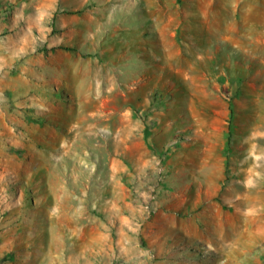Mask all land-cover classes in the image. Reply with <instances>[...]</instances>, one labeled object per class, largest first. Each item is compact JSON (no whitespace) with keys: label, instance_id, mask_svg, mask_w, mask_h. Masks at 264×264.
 <instances>
[{"label":"rangeland","instance_id":"obj_1","mask_svg":"<svg viewBox=\"0 0 264 264\" xmlns=\"http://www.w3.org/2000/svg\"><path fill=\"white\" fill-rule=\"evenodd\" d=\"M0 264H264V0H0Z\"/></svg>","mask_w":264,"mask_h":264},{"label":"trees","instance_id":"obj_2","mask_svg":"<svg viewBox=\"0 0 264 264\" xmlns=\"http://www.w3.org/2000/svg\"><path fill=\"white\" fill-rule=\"evenodd\" d=\"M147 134V133H146Z\"/></svg>","mask_w":264,"mask_h":264}]
</instances>
